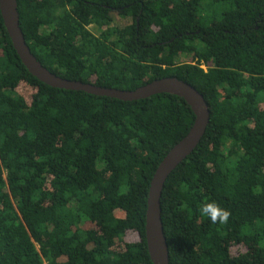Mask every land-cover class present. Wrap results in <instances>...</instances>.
I'll use <instances>...</instances> for the list:
<instances>
[{
  "label": "trees",
  "instance_id": "obj_1",
  "mask_svg": "<svg viewBox=\"0 0 264 264\" xmlns=\"http://www.w3.org/2000/svg\"><path fill=\"white\" fill-rule=\"evenodd\" d=\"M17 1L52 74L127 92L176 78L201 93L210 126L161 199L170 264H264V0ZM195 120L175 95L47 86L0 12V264H154L151 182ZM208 203L227 222L201 215Z\"/></svg>",
  "mask_w": 264,
  "mask_h": 264
},
{
  "label": "water",
  "instance_id": "obj_2",
  "mask_svg": "<svg viewBox=\"0 0 264 264\" xmlns=\"http://www.w3.org/2000/svg\"><path fill=\"white\" fill-rule=\"evenodd\" d=\"M0 12L22 64L32 76L47 86L124 102L147 100L154 96L170 94L184 99L192 108L196 117L195 124L189 134L169 152L158 167L151 182L146 214V240L150 257L154 264H170L169 247L162 222L161 199L172 173L197 150L207 133L211 123V112L205 98L193 86L176 78L155 81L133 92L104 89L83 82L62 79L47 70L27 46L20 25L18 1L0 0Z\"/></svg>",
  "mask_w": 264,
  "mask_h": 264
},
{
  "label": "clouds",
  "instance_id": "obj_3",
  "mask_svg": "<svg viewBox=\"0 0 264 264\" xmlns=\"http://www.w3.org/2000/svg\"><path fill=\"white\" fill-rule=\"evenodd\" d=\"M201 215L208 217L212 223H224L229 219L230 213L216 203L204 204L200 209Z\"/></svg>",
  "mask_w": 264,
  "mask_h": 264
},
{
  "label": "rangeland",
  "instance_id": "obj_4",
  "mask_svg": "<svg viewBox=\"0 0 264 264\" xmlns=\"http://www.w3.org/2000/svg\"><path fill=\"white\" fill-rule=\"evenodd\" d=\"M117 23H121V24H122L123 22H122V20H119V22H117ZM91 30H92L94 33H97L96 30H93L92 28H91Z\"/></svg>",
  "mask_w": 264,
  "mask_h": 264
}]
</instances>
